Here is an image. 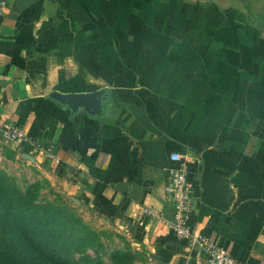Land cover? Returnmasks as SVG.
<instances>
[{"label":"crops","instance_id":"obj_1","mask_svg":"<svg viewBox=\"0 0 264 264\" xmlns=\"http://www.w3.org/2000/svg\"><path fill=\"white\" fill-rule=\"evenodd\" d=\"M99 88L91 112L49 96ZM2 121L50 141L58 160L1 136L0 153L96 212L153 264H203L144 212L170 214L165 168L169 152L181 153L189 225L264 264V0H6Z\"/></svg>","mask_w":264,"mask_h":264},{"label":"trees","instance_id":"obj_2","mask_svg":"<svg viewBox=\"0 0 264 264\" xmlns=\"http://www.w3.org/2000/svg\"><path fill=\"white\" fill-rule=\"evenodd\" d=\"M39 190L38 181L19 186L0 168V264H144L145 249L125 241L102 250L100 231L65 203L41 199Z\"/></svg>","mask_w":264,"mask_h":264},{"label":"built area","instance_id":"obj_3","mask_svg":"<svg viewBox=\"0 0 264 264\" xmlns=\"http://www.w3.org/2000/svg\"><path fill=\"white\" fill-rule=\"evenodd\" d=\"M5 6L6 0H0V13ZM0 136L6 141L15 143H34L18 123L0 122ZM33 146L42 157L53 161L58 160L50 141L35 142ZM168 159L171 164L165 168L163 188L165 196L170 202L171 212L167 215L159 209L147 206L144 208L145 214L161 223L177 238L185 240L188 247L200 252L204 257L203 264H250L235 257L228 248L189 225L187 219L191 211L193 197L191 182L187 177V159L176 151L169 152Z\"/></svg>","mask_w":264,"mask_h":264},{"label":"rangeland","instance_id":"obj_4","mask_svg":"<svg viewBox=\"0 0 264 264\" xmlns=\"http://www.w3.org/2000/svg\"><path fill=\"white\" fill-rule=\"evenodd\" d=\"M1 153L4 154V157L0 156V168L3 169L17 185L23 186L26 181H38L40 184L39 195L41 199L65 203L87 226L100 231L99 239L103 244L102 250H108L113 247H122L125 241L129 243L131 248L139 250L143 249L141 246L136 247V245L131 243L124 234L115 230L112 225L104 222L103 219L93 210L86 208L79 209L70 199L64 197L59 191L51 187L48 181L49 185L45 184L42 180L44 177L39 175L31 166L25 164V162L17 163L13 161L12 155L3 148H1ZM97 250L99 251V249H96L95 252H97ZM85 251L90 255H93L92 248L87 247L85 248ZM104 257L105 256H103V258ZM5 263L7 264V262ZM144 264H153V261L146 255Z\"/></svg>","mask_w":264,"mask_h":264},{"label":"water","instance_id":"obj_5","mask_svg":"<svg viewBox=\"0 0 264 264\" xmlns=\"http://www.w3.org/2000/svg\"><path fill=\"white\" fill-rule=\"evenodd\" d=\"M103 93L102 89L77 92H59L51 91L49 96L57 101L67 104L71 110L77 106H82L87 111H94L100 108V98Z\"/></svg>","mask_w":264,"mask_h":264}]
</instances>
